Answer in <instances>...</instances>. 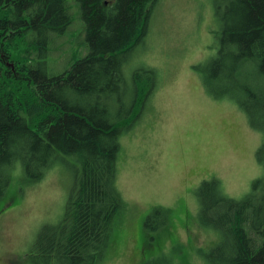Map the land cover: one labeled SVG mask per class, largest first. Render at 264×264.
Segmentation results:
<instances>
[{
  "label": "trees",
  "instance_id": "16d2710c",
  "mask_svg": "<svg viewBox=\"0 0 264 264\" xmlns=\"http://www.w3.org/2000/svg\"><path fill=\"white\" fill-rule=\"evenodd\" d=\"M157 1L75 0L87 53L52 74L45 57L52 34L71 24L67 1L0 0V196L15 163L32 181L62 161L60 154L76 163L63 216L43 225L31 245L41 264H98L105 256L114 219L126 207L116 185L119 138L156 83L155 68L134 70L125 107L122 62L143 38ZM213 10L217 49L194 68L263 134L255 158L264 167V0H213ZM216 180L197 190L200 222L220 234L208 260L264 264V174L237 199ZM168 222L169 211L155 207L142 224L152 232Z\"/></svg>",
  "mask_w": 264,
  "mask_h": 264
},
{
  "label": "rangeland",
  "instance_id": "374dc122",
  "mask_svg": "<svg viewBox=\"0 0 264 264\" xmlns=\"http://www.w3.org/2000/svg\"><path fill=\"white\" fill-rule=\"evenodd\" d=\"M66 1L71 24L52 34L45 57L52 74L87 53L77 4ZM217 22L213 0H158L143 38L124 55L125 107L134 70L155 68L156 83L119 138L116 185L126 207L98 264H211L208 252L220 234L199 220V186L214 177L237 199L264 174L255 158L263 134L226 94L208 90L194 68L216 52ZM60 156L39 181L26 178L19 163L11 170L0 196V264H41L31 245L43 225L63 216L75 171L73 158ZM155 207L169 211V222L147 232L142 221Z\"/></svg>",
  "mask_w": 264,
  "mask_h": 264
}]
</instances>
